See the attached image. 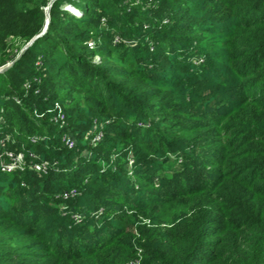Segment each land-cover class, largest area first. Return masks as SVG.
<instances>
[{"label":"trees","instance_id":"16d2710c","mask_svg":"<svg viewBox=\"0 0 264 264\" xmlns=\"http://www.w3.org/2000/svg\"><path fill=\"white\" fill-rule=\"evenodd\" d=\"M50 1L0 0V68ZM131 261L264 264V0H56L0 74V264Z\"/></svg>","mask_w":264,"mask_h":264},{"label":"built area","instance_id":"2783aa9c","mask_svg":"<svg viewBox=\"0 0 264 264\" xmlns=\"http://www.w3.org/2000/svg\"><path fill=\"white\" fill-rule=\"evenodd\" d=\"M76 15L79 16L80 12H77ZM55 120L56 121H58V120L62 121L61 124L63 126L65 125L64 116H61L60 118L57 117ZM101 138H102V134H99L94 138L93 142L95 144H97V143H99ZM63 142L68 149H74L76 147V140L71 135L64 136ZM6 155L10 158V161L2 163V168L4 171H6L8 173H12L16 170H22V171L25 170V168H26L25 164H24L25 156L23 154H19L18 156H14L12 152H7ZM30 157H33V155L30 154ZM49 167H50L49 163H43V164L36 163V164L32 165L33 170H35L38 173H43V174H46L48 172ZM77 195H78V191L74 189V190H71L69 192L64 193L63 197L65 199H69V198H74ZM76 218L81 219V216L79 215ZM128 264H140V261L130 262Z\"/></svg>","mask_w":264,"mask_h":264},{"label":"rangeland","instance_id":"374dc122","mask_svg":"<svg viewBox=\"0 0 264 264\" xmlns=\"http://www.w3.org/2000/svg\"><path fill=\"white\" fill-rule=\"evenodd\" d=\"M64 9H66V10H69V11H71V12H79V10H77V9H74V8H72L70 5H65L64 6ZM75 13V14H76ZM212 40L213 41H218L219 40V38L217 37H214V38H212ZM119 41V36H117V38L115 39V43H117ZM9 44H11V45H13L14 46V48L16 49V48H20L21 46H22V44H20V42L19 41H17V40H10L9 41ZM134 44V43H133ZM25 47V46H24ZM23 47V48H24ZM194 60L197 62V64H201V63H203V59H201V58H194ZM94 62H99L100 63V58L99 57H95L94 58ZM89 151H86V152H84V157L86 156V157H88L89 156ZM20 154H22V153H20ZM74 198H76V197H74ZM69 199H73V198H69ZM69 199H65L64 197H63V201L64 200H69ZM66 201H64V202H66ZM58 206H60V204L58 205ZM87 211V210H86ZM86 211H84L82 214H80V213H74V214H72L70 211H69V209H68V206H67V204L65 203V204H62L61 205V212H62V215L63 216H68L69 214H71V218H73L75 221H77V223L78 222H80L81 221V219H77L76 217L77 216H81V217H83V216H85L84 214H85V212ZM101 212H102V210H100ZM99 211V212H100ZM49 221H48V223L49 224H51V225H49L50 227H52V226H54V224H52V221L53 222H56V220L54 219V218H50V219H48ZM144 222H147L146 220H144ZM167 227H169L168 225H162V228H167ZM53 228V227H52ZM72 228H73V226L72 225H68L67 226V230L69 231V232H71V230H72ZM135 260V259H134ZM132 262V261H131Z\"/></svg>","mask_w":264,"mask_h":264},{"label":"water","instance_id":"95a60500","mask_svg":"<svg viewBox=\"0 0 264 264\" xmlns=\"http://www.w3.org/2000/svg\"><path fill=\"white\" fill-rule=\"evenodd\" d=\"M56 0H51L48 7L44 9L45 14H46V24L45 27L43 29V31L35 36L23 49L22 51L19 53V55L15 58L14 61H12L11 63H9L8 65L0 68V74H4L6 73L10 68L13 67V65L22 58V56L26 53V51L42 36H44L49 28V24H50V10L53 6V4L55 3Z\"/></svg>","mask_w":264,"mask_h":264}]
</instances>
